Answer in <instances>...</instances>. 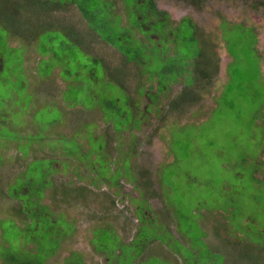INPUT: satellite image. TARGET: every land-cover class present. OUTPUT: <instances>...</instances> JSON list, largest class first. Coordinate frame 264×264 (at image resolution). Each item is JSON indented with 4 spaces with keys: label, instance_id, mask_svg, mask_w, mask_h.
Returning <instances> with one entry per match:
<instances>
[{
    "label": "trees",
    "instance_id": "16d2710c",
    "mask_svg": "<svg viewBox=\"0 0 264 264\" xmlns=\"http://www.w3.org/2000/svg\"><path fill=\"white\" fill-rule=\"evenodd\" d=\"M116 1L0 0V76L7 71L8 76H3L2 81L8 86L15 82L27 96L25 102L21 98L17 99L21 110L10 106L8 94L0 96V130L3 126L12 128L11 131L4 130L7 136L0 134V149L8 148L5 156H0V164L10 159L13 167L18 169L16 173L8 175L9 179L4 180L0 176V208L4 202L15 203L13 207L7 206L12 212L9 233L14 238L2 241L0 237V264H44L55 253L60 240L74 231V222L64 218L63 210L54 213L50 205L44 202L49 188H53L52 196L57 201H81L95 194L96 190L93 191L91 187L98 189L101 184H105L108 188L119 189L122 178L130 183L136 196L127 195L128 202H125L120 197L117 200L112 198L109 191L102 194L106 196V205H111L110 211L122 203L117 213H110L116 217L121 214L125 221L124 228L128 223L129 229L136 228V232L129 240L127 236L124 237L125 231H117L108 224L93 225V247L105 259V263L153 264L149 261L150 258L147 259L149 253L158 249L156 242L163 239L166 241V246L161 248L163 251L171 249L180 252L182 248L190 251L188 254L180 253L183 258L174 264H189L187 258L192 260L193 256V264H202L199 261L203 260H197V257L202 256L204 259L202 237L205 232L199 219L186 217L173 206L164 205V192L171 193L173 187L171 184L166 185V188L162 186L163 165L159 166L161 185L157 188L154 186L157 171L144 163L138 164V160H132V156L137 144L136 133L143 118H147V112H154L159 116L158 121H162L167 114H183L187 108L198 105L201 93L208 88L209 81L217 73L215 53L204 50L212 41L198 32V27L190 17L173 21L166 10L158 8L155 0H120L122 8ZM187 1L195 4L205 2ZM244 1L253 3L254 7L260 5L264 8V0ZM73 6L78 15L73 14L72 19L76 23H69L68 14ZM222 20L223 27H228L226 25L229 24L238 31L244 30L240 23H230L224 18ZM247 38L241 33L235 41L238 43L243 40L245 45L257 51L254 33L252 38ZM169 44L177 45V55H170ZM27 48L36 50L39 55L30 71L23 67ZM18 49L21 60L16 65L13 56H17L14 53ZM172 49L173 47L170 50ZM65 50L68 51L66 57ZM228 54L231 56V53ZM161 56L165 57V61L160 63ZM231 57L232 60L227 64L229 76L222 90V101L227 103L230 95L244 92L257 103L251 123L263 125L264 121L259 118L264 115V87L256 86L249 78L242 77V72H249V69L246 67L242 70V66ZM146 66L148 73L144 71ZM58 68L60 71H57ZM17 70L19 73L14 81L15 78L9 72ZM28 72L31 79L27 77ZM261 76L259 70L255 77L261 80ZM63 78L65 88L59 84V80L63 81ZM228 78L233 82L229 86L226 85ZM174 83L182 85L176 93L172 91ZM65 91H69V94H65ZM43 96V100H40ZM142 102L144 107H141ZM37 103L39 106H36ZM30 104L34 105V110H30L32 106L28 108ZM11 108L15 110H10ZM23 109L27 110L23 117L26 125L30 123L29 117L37 125L36 131L32 126L27 133H44L50 141L45 142L46 145H39L34 141L24 144V151L20 152L17 146L22 143L14 137L16 133L23 134V129L13 119ZM53 109L60 111V115L49 118L48 110ZM88 112L93 115L86 118ZM69 116H81L80 120H84L79 122L70 117L68 122L66 117ZM91 117L103 118L106 126H98ZM42 118L48 120L49 126L42 123ZM147 123L145 119V126L150 125ZM12 124L14 125L11 126ZM69 124L72 129L69 127L66 131ZM62 141L70 143L68 150L62 149ZM14 142L16 152L12 148ZM35 149L39 151L36 152ZM43 151L54 156H44ZM245 159L247 157L242 162ZM260 163L262 162L257 159L251 176L252 184L259 190L264 187V180L255 176L261 169ZM60 169L71 171L76 179L69 177L65 183L58 181V185L53 184ZM77 174L83 175L84 183L76 181ZM168 174L171 178L173 171L170 170ZM243 190L244 188L241 191ZM241 191L232 190L237 195V201L233 207L230 205V211H226L229 213L228 218L238 227L244 224L241 221L243 218L246 221L256 219L252 210L241 202ZM113 193L119 195L118 190ZM260 196H251L257 207L264 201ZM153 198L163 200L161 211L152 212L148 201ZM216 209L220 215L223 213L219 211V207ZM233 213L243 218L233 222ZM3 214L0 210V215ZM95 218L104 221L110 219L106 213L102 215L98 212L95 213ZM1 220L3 217L0 216ZM134 221L139 224L134 226ZM178 223H182L181 229L178 228ZM258 223L261 224L260 221ZM172 224H175L183 236H174L173 232L176 231ZM0 231L3 236L4 230ZM261 231L263 232L261 229L258 233ZM181 239L189 243L186 248L180 243ZM227 242L229 246L236 247L237 242L229 239ZM195 243L202 244V247L199 246V254L195 251L196 246L193 247ZM258 248L260 253L257 262L264 264V241ZM143 251H147L148 255ZM65 264L86 263L81 253L75 251L66 257Z\"/></svg>",
    "mask_w": 264,
    "mask_h": 264
},
{
    "label": "rangeland",
    "instance_id": "374dc122",
    "mask_svg": "<svg viewBox=\"0 0 264 264\" xmlns=\"http://www.w3.org/2000/svg\"><path fill=\"white\" fill-rule=\"evenodd\" d=\"M155 1L158 8L166 10L173 21H179L184 17H190L192 22L198 27V32H201L203 37L212 41L210 42L212 45H207L204 50L205 52L212 51L215 53L214 57H216V64L218 65L216 69L217 73L215 77L209 81L210 85L208 88L201 93L202 96L198 105L195 104L193 107L187 108L183 114H167L166 117H163L162 121H158L159 116L154 112H147V118L142 117L143 120L136 133L137 144L134 146L135 153L132 156V160L136 159L138 160V164L144 163L152 170L155 169L157 171L154 178V186L157 188L159 187L158 185H161L159 179L160 173H158L160 171L159 166L163 165L164 168L171 163L166 168H162V186L166 188V185L168 186L171 184L170 186L173 187L171 193L167 191L164 192V199L166 201L164 205H167V207L173 206L174 209L179 210L186 217L193 219L196 217V219H199V224L205 232V235L202 237L204 241V243H202L204 245L202 254L206 260L204 261L202 256H198L197 260H203L199 261L200 263L258 264V254L260 253L258 245L264 241V201L257 207L256 203L252 201L251 196L261 195L260 197L264 199V187L263 189L261 188V190L254 187L255 185L252 184L251 176L253 171L252 168L256 167L257 159H259L262 162L260 163L261 169L258 173H255V176L259 180H264V124L256 126L251 123V116L257 104L252 97L246 96L244 92H241L240 94L230 95L227 103H224L221 94L222 90H224L223 87L227 80V76H229L227 74V64L232 60L231 56H233L235 62L242 66V70L246 67L249 69V72H242V77L249 78L256 86L264 87V8L260 5L254 7L253 3H248L244 0H205V2L202 1L197 4L187 0ZM252 1L255 2L256 0ZM116 2L117 5L121 7L120 0ZM76 10L74 6L71 8L68 14L69 23H76V21L72 19L74 13L78 15ZM223 18L230 23L242 24L244 30L238 31L229 24L226 25L228 27H223ZM241 33L245 34V36L248 37L247 39L252 38L254 33V46L257 51L245 45L243 40L238 41V43L235 41L236 37ZM108 46L109 45H106V47ZM168 47L170 55L178 54L177 51L179 49L177 45L173 44V46H171L169 44ZM171 47H173L172 50H170ZM76 52L78 53L77 50ZM227 52L231 53V56ZM19 53L18 49L14 53L17 56H13L16 65L19 64L18 61L21 60V58L18 57ZM24 55L23 67L30 71L35 66V60L39 55L36 50H30L28 48L25 50ZM64 55L65 57L68 55L67 50H65ZM159 59L160 63L165 61L164 56H161ZM230 67L231 66H229V69ZM148 70V66H146L144 71L148 73ZM259 70L262 75L261 80L259 77H255V75L259 73ZM57 71H60L59 68ZM18 73V70L15 72L11 71L9 75L15 78L14 81H16V74ZM3 76H8V72L1 73L0 96L8 94L10 106L21 110L18 106L17 99L21 98L22 101L25 102L27 98L26 94L15 82L13 85L8 86V84L2 81V78H4ZM27 77L31 79L29 72L27 73ZM10 81L11 79L9 82ZM232 83L231 79L229 80L228 78L226 85L229 86ZM59 84L62 88L66 87L64 78L63 81L59 80ZM181 86L182 85L174 83L172 85V91L174 93H176V91L178 92ZM65 94L68 95L69 91H65ZM244 96H246V98ZM43 98L44 96L40 98V100H43ZM50 101H52V98H50ZM33 104L29 105L28 108L32 106L30 110H34L35 104ZM36 106H39V104L37 103ZM141 107H144L143 102L141 103ZM12 109L15 110L14 108L10 110ZM22 111L21 114H17L13 119L14 123L23 129V134L16 133V137H14V139L22 143V145L17 146L18 150L23 152L24 144H29L33 141L39 145H46L45 142L50 141L48 135L44 133L39 134L37 132L27 133L32 126L33 130L36 131L37 125L31 117H29L30 123L26 125L23 117L26 116L27 112L25 111L27 110L23 109ZM48 112L50 114L46 115L49 116V118L60 115V111L57 112L55 109L48 110ZM13 114H15V112ZM86 115H88L86 116L87 118L92 116L93 113L88 112ZM70 117L72 120L77 119L79 122H83L84 120H80L81 116L80 118L69 116L66 117L68 122L71 120ZM145 119L148 121L147 124L150 125L145 126ZM259 119L264 121V115ZM259 119H256V121L261 122ZM93 120L97 122L98 126H106L103 118ZM47 122L48 120L42 118V123L49 126ZM13 125L14 124L11 126ZM69 127L72 129L69 124L66 131L69 130ZM5 129L11 131L12 128H5L3 126L0 130L1 135L7 136V133H5L6 131H4ZM123 135L126 137V134ZM0 138L2 139V137ZM61 145L63 150H68L70 147L68 141H62ZM12 148L14 152H16L15 142ZM6 151L8 152V148L0 149V156H5ZM35 151L38 152L39 150L35 149ZM42 155L54 156L52 153L46 151H43ZM244 157H247V159L242 162ZM17 170L16 167H13V163L10 159L0 164V176H2L4 180L9 179V176L16 173ZM170 170L173 171V176L171 178H169L168 174ZM239 173H241V175ZM77 176L78 180L76 181L78 183L82 184L85 182L83 175L77 174ZM56 177L55 180L53 179V184L55 185H58V181L59 183H65L69 180V177L76 179V175L71 171H62V169H60L58 175L56 174ZM120 185L119 189L110 186L108 188L105 184H101L98 189L91 187L93 191L96 190L94 191L95 194L81 201H57L52 196V187L46 191L44 202L50 205L54 213H59L63 210L65 213L64 218L70 222H74V231L71 232L69 236L60 240L59 247L52 256L45 260L44 264H65L66 257L70 256L75 251L81 253L86 264H106L105 259L102 258L101 254L93 247V234L91 232V228L94 227L93 225L108 224L117 231H125V233H123L124 237L127 236L129 240L135 235L136 228L129 229L130 225L128 223L127 227L124 228L125 221L121 214L116 217L110 213H117L118 207H121L122 203H119L117 208H113V211L111 208L110 211L109 207H111V205H106V196L102 194V192L109 191L112 198L117 200L120 197L125 202H128L127 195L132 194L136 196L132 186L128 183L126 178H122ZM243 188L244 190L241 191ZM237 189L241 191V194L239 193L241 202L252 210L256 218L253 219L256 220L254 222L252 219V221H246L242 216L233 213V222H238L243 218L241 221L244 224H242L241 227L234 225L231 218H228L229 213L226 212L230 211V205L232 204L233 207V204L237 201V195L232 192V190ZM116 190L119 191V195L113 193ZM162 202L163 200L161 199H150L148 203L152 208V212L161 211ZM3 204V207L0 208V210L4 212L3 215H0L1 218L3 217V220L0 221V230H4L3 236L0 231L2 241L4 239L14 238V236L9 233L11 228V223L9 222L12 220V212L7 206H15L13 202H4ZM215 207H219V211H223V213L220 215ZM245 209L248 210V208ZM96 212L102 215L106 213V216L110 219H106V221L101 218L96 219ZM258 221H260L261 224H259ZM179 223L178 228L181 229L182 223ZM135 224L137 225L139 223L134 221L133 225L135 226ZM172 225L176 231L173 232L174 236H183L181 232L177 230L175 224ZM258 225L260 226L256 227ZM243 227H245V229ZM259 229H262L263 232L261 231L258 233L260 231ZM229 230L231 232H229ZM246 231H248V234ZM190 237L193 238V236ZM135 238L136 236L133 240ZM228 239L229 241L237 242L235 243L236 247L233 248L229 246L227 242ZM160 241L161 242H156L159 248L154 252H150L147 258H150L149 261L153 264H166L167 262L169 264H174V262H179V259L183 258L181 254H185V252L188 254L190 252L183 248L180 249V252H174L171 249H165L167 252L163 251L162 249L166 246V241L163 239H160ZM162 242L164 243L162 244ZM180 243L185 248L186 244H189L188 242L185 243L183 239L180 240ZM202 244L198 245L195 243V245H193V247L196 246L195 251H197V254H199ZM109 248L111 249L112 247L109 246ZM152 249L154 248L152 247ZM143 253L148 255L147 251H143ZM127 254L129 255L130 253ZM152 254H155V256H152ZM192 255L194 254L192 253ZM158 257H160V259ZM194 261V256L192 260L187 258L189 264H193Z\"/></svg>",
    "mask_w": 264,
    "mask_h": 264
}]
</instances>
